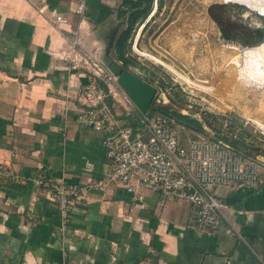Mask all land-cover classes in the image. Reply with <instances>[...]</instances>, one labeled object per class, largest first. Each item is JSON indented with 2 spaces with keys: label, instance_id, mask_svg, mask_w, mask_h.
<instances>
[{
  "label": "crops",
  "instance_id": "crops-1",
  "mask_svg": "<svg viewBox=\"0 0 264 264\" xmlns=\"http://www.w3.org/2000/svg\"><path fill=\"white\" fill-rule=\"evenodd\" d=\"M82 1L85 10V0H0V163L18 176L0 179V264H264V183L215 187L228 207L207 234L190 228L188 203L149 190L133 203L120 183L87 191L64 221L29 181L44 170L86 184L109 165L102 132L79 120L89 79L80 58H102L116 27L104 33L113 16L93 24Z\"/></svg>",
  "mask_w": 264,
  "mask_h": 264
},
{
  "label": "built area",
  "instance_id": "built-area-1",
  "mask_svg": "<svg viewBox=\"0 0 264 264\" xmlns=\"http://www.w3.org/2000/svg\"><path fill=\"white\" fill-rule=\"evenodd\" d=\"M84 2L77 7L82 13ZM55 21L67 22L60 14ZM75 36V33L72 32ZM78 41L72 39V48ZM89 72L81 90L86 108L79 120L102 132V144L108 168L99 180L71 184L65 179L34 175L29 181L43 187L59 210L64 221L77 200L87 191L109 183H120L133 203L144 200V191L156 192L161 202L181 200L191 206L190 228L214 234L227 203L214 188L234 183L257 189L264 183V172L258 157H248L220 140L194 137L181 143L179 130L160 113H142L139 127L134 130L119 117L120 111L136 112L137 107L121 88L117 76L103 63L98 54L86 52L80 58ZM108 99L112 102L109 103ZM18 178L0 163V179Z\"/></svg>",
  "mask_w": 264,
  "mask_h": 264
},
{
  "label": "rangeland",
  "instance_id": "rangeland-1",
  "mask_svg": "<svg viewBox=\"0 0 264 264\" xmlns=\"http://www.w3.org/2000/svg\"><path fill=\"white\" fill-rule=\"evenodd\" d=\"M216 4L222 6L212 7ZM111 19L104 33L116 27L114 40L124 25L115 16ZM263 23L264 0H153L149 15L129 39L142 68L128 69L139 76L155 72L168 83L157 87V103L196 117L211 111L225 114L226 123L235 118L243 122L247 140L256 136L253 148L264 161V40L254 43L257 34L252 30ZM222 31L234 36L226 38ZM105 45L106 40L101 56ZM109 52L115 57L113 49ZM207 131L215 135L211 128ZM196 136L180 134L181 143Z\"/></svg>",
  "mask_w": 264,
  "mask_h": 264
},
{
  "label": "trees",
  "instance_id": "trees-1",
  "mask_svg": "<svg viewBox=\"0 0 264 264\" xmlns=\"http://www.w3.org/2000/svg\"><path fill=\"white\" fill-rule=\"evenodd\" d=\"M85 4L86 9L84 10V15L93 24L97 25L104 23L105 21H108L110 17L115 16L118 25H124L122 31H120L118 36L112 41L110 49H113L115 57L122 63L124 68H128L129 66L142 68L140 63L132 56L129 47V39L136 26L144 23L149 15L152 9L153 0H121L119 5L115 8L103 3L101 0H85ZM221 6L222 5L220 4L212 5V7ZM214 19L218 22L222 20L217 17H214ZM252 30L257 34L254 43H259L264 40V23L261 27H256ZM221 33L222 36L226 38L234 36L233 34L224 31ZM140 77L160 89H163L168 85V83H166V81L162 77H159L155 72H150L148 74L144 73V75ZM108 101L109 103L112 102L111 99H108ZM147 113H160L166 115L172 121V125L179 130L181 135L188 133L192 136L195 134L197 135L196 137L201 136L205 138L220 139L245 156L259 157L258 149L253 148V146H256V136L247 140V126L244 125L243 122H239L237 118L233 119L230 123H226L224 122L227 118L225 114H216L211 111H207L200 117H196L190 113H184L173 108L168 104L157 103L156 101L151 104ZM140 114L142 113L138 109L136 112L130 113H127L122 109L119 117L124 120L127 125L134 130H137L140 126L138 121V116ZM207 127L214 130L215 135H209ZM237 129L238 131H236ZM250 146H252L253 149ZM39 174L44 177L51 176L44 170ZM41 189L46 191L43 187H40V190Z\"/></svg>",
  "mask_w": 264,
  "mask_h": 264
},
{
  "label": "water",
  "instance_id": "water-1",
  "mask_svg": "<svg viewBox=\"0 0 264 264\" xmlns=\"http://www.w3.org/2000/svg\"><path fill=\"white\" fill-rule=\"evenodd\" d=\"M112 38L113 33L105 45L101 59L110 71L117 76L119 85L127 93L137 109L141 113H147L155 100L157 87L133 73L128 68H124L116 57H112L109 54Z\"/></svg>",
  "mask_w": 264,
  "mask_h": 264
},
{
  "label": "bare ground",
  "instance_id": "bare-ground-1",
  "mask_svg": "<svg viewBox=\"0 0 264 264\" xmlns=\"http://www.w3.org/2000/svg\"><path fill=\"white\" fill-rule=\"evenodd\" d=\"M225 41H228V40H225ZM225 43H226V42H225ZM184 44H185V43H184ZM186 44H187V43H186ZM186 44H185V45H186ZM228 45H229V43H228ZM230 45H231L232 48H236V47H237L236 44H230ZM232 57H233V56H232ZM233 58H234V57H233ZM234 60H236V59H234ZM236 64H238V59H237L235 65H236ZM237 66H238V65H237ZM224 67H225V65H224ZM232 68H233V67H232ZM229 72L231 73V76L234 75V73H235L233 69H232V71L229 70ZM212 86H213V85H212ZM206 87H207V86H206ZM209 87H210V86H209ZM261 88H262L263 91H264V86H262ZM215 92H216V91H215ZM263 96H264V95H263ZM263 104H264V99H263ZM254 121H255V120H254ZM258 123H259V122H258ZM261 127H262V126H261Z\"/></svg>",
  "mask_w": 264,
  "mask_h": 264
}]
</instances>
